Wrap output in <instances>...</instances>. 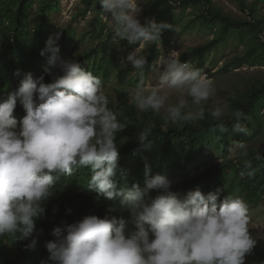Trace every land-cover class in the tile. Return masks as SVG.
Segmentation results:
<instances>
[{
	"label": "clouds",
	"instance_id": "1",
	"mask_svg": "<svg viewBox=\"0 0 264 264\" xmlns=\"http://www.w3.org/2000/svg\"><path fill=\"white\" fill-rule=\"evenodd\" d=\"M98 3L113 41L139 42L125 63L142 77L147 59L141 50L160 44L163 30L171 25L149 19L141 23L138 0ZM60 37V32L50 36L40 54L47 56L48 75L54 69L62 75L45 83L44 76L34 78L29 73L16 91L0 100V237L30 240L26 248L34 250L36 220L45 214L44 204L54 195L57 177L90 167L89 188L118 201L108 207L109 213L128 216L87 215L71 224L62 222L52 230L55 239L45 243L49 256L41 264H245L256 241L249 233L248 205L241 197L219 201L222 190L218 188L207 194L189 191L181 199L172 190L174 181L147 172L144 188L117 187L113 180L119 167L116 140L125 125L109 108L101 79L75 59L60 55ZM258 38L264 41V32ZM154 78L157 85L150 90L141 79L129 93L139 112L162 114L165 124L205 119L204 104L216 89L200 69L182 62L172 51L156 61ZM18 101L26 112L19 121L14 116ZM208 111L219 122L226 108L217 105ZM259 114L264 116V109ZM231 116L233 132L246 135L243 113L235 110ZM216 127L226 131L223 123ZM151 134V127L143 128L139 143L151 147ZM129 223L134 230L126 234Z\"/></svg>",
	"mask_w": 264,
	"mask_h": 264
},
{
	"label": "trees",
	"instance_id": "2",
	"mask_svg": "<svg viewBox=\"0 0 264 264\" xmlns=\"http://www.w3.org/2000/svg\"><path fill=\"white\" fill-rule=\"evenodd\" d=\"M81 1L83 14H92L90 27L81 37L76 38V19L72 18L65 27L58 30L61 33L58 41L60 53L79 43L85 36L95 37L96 45L90 51L78 55L75 60L102 82L109 80L114 72L121 81L126 80L135 69L130 64L125 68L117 67L119 46L112 44V34L108 25L102 21V6L98 0ZM197 1L206 3L205 10L196 16L197 20L208 28L216 27L217 34L208 43L188 50L182 56V62L202 65L216 46L229 36L237 35L242 40L248 38V46L243 55L234 58V64L264 66V41L258 38L264 32V17L257 18L253 5L246 4L244 0H240L243 8L251 15L250 19L244 20L225 14L213 5L212 0H148L151 18L157 23L167 22L171 25L163 30L161 39L171 37L179 26L180 16L174 12V8L179 5L184 9ZM59 7L60 0H0V100L6 99L9 92L16 91L21 80L29 73L34 78L44 76L45 83L52 82L54 76L62 75L58 69L53 70V75H48L45 72L49 67L47 56L40 54L55 29L48 16ZM34 8L39 15V21L35 23L31 19ZM153 53L158 54L156 45ZM153 61L154 57H149L144 67ZM118 101L117 104L109 105L125 125L116 140L119 167L113 180L118 188L130 189L135 185L144 188L147 172L151 176L165 175L174 181L172 190L181 199L189 191L199 189L207 194L219 188L222 190L219 201L227 196L235 197L237 193L244 195L251 203L264 201V148L252 151L247 157L232 156L234 151L241 149L240 144L246 145L264 126V116L259 114L264 106V82L254 85L239 98L232 100V112L240 110L243 113L241 122L247 126L246 135L233 132L231 114L229 118L222 117L221 121H214L205 104L204 120L189 124H165L161 117L152 112H139L132 104L129 93H119ZM25 115L18 101L14 116ZM217 123H223L226 131L221 132L216 127ZM145 127L152 128L149 137L151 147L142 146L137 139ZM207 150L221 154V161L206 164L202 168L194 167ZM91 175L90 167H85L74 169L71 175L58 176L54 195L44 204L45 214L36 220V248H26L30 240H17V237L10 235L0 237V264H35L46 260L49 253L45 243L55 239L51 235L52 230L61 226L62 222L71 224L87 215L100 218L106 215L127 217V212H108V207L118 201L108 200L91 190ZM156 194L155 191L151 193L153 197ZM68 209L72 210L70 214ZM132 230L134 225L129 223L126 234ZM40 241L43 243L39 244ZM11 242L15 243V250L11 249ZM247 256L251 264H264V249L257 241Z\"/></svg>",
	"mask_w": 264,
	"mask_h": 264
},
{
	"label": "rangeland",
	"instance_id": "3",
	"mask_svg": "<svg viewBox=\"0 0 264 264\" xmlns=\"http://www.w3.org/2000/svg\"><path fill=\"white\" fill-rule=\"evenodd\" d=\"M246 4L253 5L255 9L254 14L257 18L264 17V0H244ZM142 12L139 16L141 23L146 19L151 18L148 0H138ZM213 5L221 9L225 14L230 15L236 19H250L251 15L248 10L243 8L240 0H212ZM83 4L81 0H60V7L56 11H52L48 16L51 22L55 25L53 31L54 35L58 30L65 27L72 18H75L74 23L76 27V38L81 37L89 29V21L92 14L89 12L83 14ZM206 8L204 1H197L186 8L182 9L179 5L174 8V12L179 14V26L176 32L165 39H160V44H157L158 54L153 53L154 45H146L140 52L141 55L154 57V61L143 69V76L138 75L135 70L124 81H121L116 73L112 75L109 80L103 83L105 94L108 97L109 104H117L119 93H130L133 91L138 83L143 79L146 90H150L157 85L154 78V68L156 61L160 56H167L172 51H177L180 59L190 49L200 47L208 43L217 34V28H208L202 25L196 18ZM110 17V14L104 13ZM31 19L33 23L39 21V15L35 8L32 10ZM102 21L108 25L109 22L102 18ZM97 41L95 37L85 36L81 38L80 42L74 46L69 47L65 51H61L60 55L66 59H75L78 55L90 51ZM248 38L242 40L237 35H231L227 40L221 42L216 46L207 56L202 65L197 63H190L192 66L201 70L209 79L214 82L216 93L212 96L205 105L211 109L217 105H223L226 108L223 118H229L232 113V100L239 98L243 93L252 89L254 85L264 82V66L251 64H234L233 60L237 56L243 55L247 50ZM112 44L118 45L117 67L125 68L126 57L134 52L139 47V42L132 46L127 40L115 42ZM182 61V60H181ZM238 66V67H237ZM175 99V97H173ZM134 105V103L132 102ZM135 107V105H134ZM264 109V106L263 108ZM149 114L151 112H148ZM162 118V114H155ZM21 120L23 117H16ZM163 120V119H162ZM197 123V122H194ZM264 148V126L256 136L246 144V148L238 149L232 153L234 158L247 157L252 154V151H259ZM236 149V148H235ZM221 154L215 151L207 150L205 154L197 161L194 167L202 168L204 165H210L221 161ZM220 158V159H219ZM235 197H241L248 205L249 224L248 229L250 235L257 241V243L264 249V201L260 200L255 203L249 202L244 195L237 193ZM43 242L40 241L39 244ZM11 249L15 250L14 242L10 243ZM41 264V262L35 263ZM245 264H251L250 259L246 256Z\"/></svg>",
	"mask_w": 264,
	"mask_h": 264
}]
</instances>
